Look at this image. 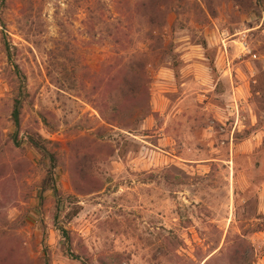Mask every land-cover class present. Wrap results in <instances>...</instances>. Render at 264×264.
<instances>
[{"label":"rangeland","instance_id":"1","mask_svg":"<svg viewBox=\"0 0 264 264\" xmlns=\"http://www.w3.org/2000/svg\"><path fill=\"white\" fill-rule=\"evenodd\" d=\"M138 1L0 0V264H264V0Z\"/></svg>","mask_w":264,"mask_h":264},{"label":"trees","instance_id":"2","mask_svg":"<svg viewBox=\"0 0 264 264\" xmlns=\"http://www.w3.org/2000/svg\"><path fill=\"white\" fill-rule=\"evenodd\" d=\"M136 4L141 11H144L143 15L145 16V20L148 26L146 31V38L149 39L155 34H157L156 32H158L159 30L161 31V29L165 25V11L161 3L157 0H139ZM1 42L7 58L10 61H13L15 45L7 41V39L5 38V33H3L1 37ZM13 64L15 66L14 72L18 80H20V82L18 83V91L13 99L12 108L10 112V118L14 127V130L11 135L12 138L16 139V134L20 127V112L23 105V101L25 100L26 90L23 86V81L21 80L23 79V73L16 63ZM146 64L147 63L145 62V60L139 57L136 58L134 56L131 65L127 64L122 67V70H124L121 76L123 88L122 90H120L123 98L122 100H125L126 98H129L131 100L132 98H134V101H136L137 98H140L139 100L142 101L141 103H146L150 80V75L146 72ZM27 140L31 145L36 147L44 156H46L50 160L51 167L53 168L55 166V153L54 151L47 148V146L43 143L40 134L30 133L27 135ZM46 178L44 177L42 180L44 187L46 186ZM60 230L64 237V246L66 253L69 256L76 257L70 248L71 241L69 232L62 226L60 227ZM206 260L207 259H205L204 263L206 262ZM42 264L49 263L47 259H45ZM83 264L86 263L83 261Z\"/></svg>","mask_w":264,"mask_h":264}]
</instances>
